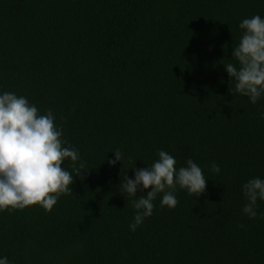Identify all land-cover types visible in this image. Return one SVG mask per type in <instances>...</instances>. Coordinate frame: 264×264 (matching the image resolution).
<instances>
[{
    "label": "trees",
    "instance_id": "trees-1",
    "mask_svg": "<svg viewBox=\"0 0 264 264\" xmlns=\"http://www.w3.org/2000/svg\"><path fill=\"white\" fill-rule=\"evenodd\" d=\"M264 0H0V94L51 110L84 168L51 211H0L9 264H264V200L255 218L242 186L264 179V95L234 91L225 65L245 18ZM119 149L122 160L110 165ZM165 151L192 159L206 191L136 209L120 190ZM219 166V173L211 165ZM223 194V195H222ZM243 225V227H241Z\"/></svg>",
    "mask_w": 264,
    "mask_h": 264
},
{
    "label": "clouds",
    "instance_id": "clouds-1",
    "mask_svg": "<svg viewBox=\"0 0 264 264\" xmlns=\"http://www.w3.org/2000/svg\"><path fill=\"white\" fill-rule=\"evenodd\" d=\"M239 27L244 32L231 53L239 67L228 63L224 64L225 70L236 81L234 91L255 104L264 95V18L260 15L245 18ZM54 121L51 110L41 115L23 96L0 94V211L35 204L51 211L61 195L72 193L74 177L62 164L66 158L70 159L77 173L84 164L77 165L80 160L77 149L64 147L67 142L61 138L62 130ZM114 156L115 159L108 160L110 165L122 160L119 149L114 151ZM158 157L150 167L134 169V179L125 176L120 185V190L129 196H136L138 189L151 188L146 195L132 201L137 210L134 222L129 225L132 231L152 215L158 193H163L161 206L173 208L179 202L174 194L177 186L195 197L206 191L203 170L192 159L177 170L172 155L161 150ZM211 171L219 173L220 168L212 163ZM242 191L248 201L242 211L255 218L257 200H264V179L248 180ZM0 264H9L7 257H0Z\"/></svg>",
    "mask_w": 264,
    "mask_h": 264
}]
</instances>
